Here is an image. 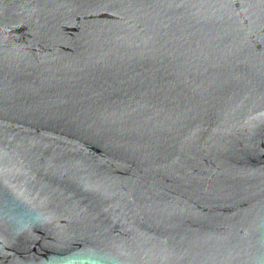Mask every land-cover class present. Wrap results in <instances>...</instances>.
Masks as SVG:
<instances>
[{
  "label": "water",
  "instance_id": "95a60500",
  "mask_svg": "<svg viewBox=\"0 0 264 264\" xmlns=\"http://www.w3.org/2000/svg\"><path fill=\"white\" fill-rule=\"evenodd\" d=\"M0 264H264V0H0Z\"/></svg>",
  "mask_w": 264,
  "mask_h": 264
}]
</instances>
